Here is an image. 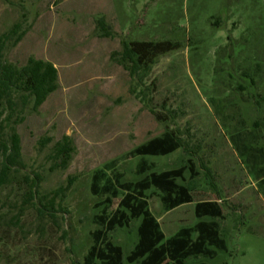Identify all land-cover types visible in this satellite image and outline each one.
<instances>
[{
	"label": "rangeland",
	"instance_id": "1",
	"mask_svg": "<svg viewBox=\"0 0 264 264\" xmlns=\"http://www.w3.org/2000/svg\"><path fill=\"white\" fill-rule=\"evenodd\" d=\"M17 22L25 34L5 60L52 63L58 88L15 125L21 166L0 188V264H81L97 228L93 172L117 160L123 180H135L139 158L128 153L165 130L185 148L147 161L173 169L193 151L199 173L192 204L165 212L150 194L165 236L195 224L196 201L219 200L227 251L211 263L264 264V0H0V35ZM164 40L181 47L139 76L112 57L122 42ZM64 137L72 152L60 166L54 148ZM243 146L256 151L240 155ZM136 226L109 233L125 255Z\"/></svg>",
	"mask_w": 264,
	"mask_h": 264
},
{
	"label": "trees",
	"instance_id": "2",
	"mask_svg": "<svg viewBox=\"0 0 264 264\" xmlns=\"http://www.w3.org/2000/svg\"><path fill=\"white\" fill-rule=\"evenodd\" d=\"M101 35L109 36L107 26L98 20ZM21 22L0 35V188L11 180V175L21 166L20 137L15 125L23 121L25 113L38 111L48 96L58 88V73L48 61L28 57L23 65L5 60L6 49L15 46L25 32ZM179 42L131 41L122 42L121 52H115V61L134 76L146 73L161 55L178 50ZM242 134L231 136L239 150L237 141ZM50 140H44L43 145ZM182 138L173 130H165L137 145L128 154L138 157L133 181H124L115 171L117 160H112L96 169L91 177V192L98 198L94 204L98 213L97 228L92 233V244L83 256L81 264H216L211 263L220 252L227 251V242L222 234L219 220L223 219L222 207L216 201L203 200L194 205L197 220L192 226H183L166 237L157 218L149 208L150 194H156L165 212L194 202V179L199 175L190 151L181 166L157 171L148 157L168 156L183 149ZM240 155L249 150L243 146ZM54 158L64 166L70 158L72 147L67 137L55 144ZM263 152V151H262ZM260 152L261 154H263ZM192 154V155H191ZM264 156V154H263ZM252 159L254 155L250 156ZM189 173V180L184 177ZM258 176L264 185V175ZM37 182L30 180L28 201L36 199ZM118 199L115 209L113 201ZM137 222V240L128 254L109 239V233L129 227Z\"/></svg>",
	"mask_w": 264,
	"mask_h": 264
},
{
	"label": "crops",
	"instance_id": "3",
	"mask_svg": "<svg viewBox=\"0 0 264 264\" xmlns=\"http://www.w3.org/2000/svg\"><path fill=\"white\" fill-rule=\"evenodd\" d=\"M193 192H194V191H193ZM193 198H194V197H193ZM194 201H195V200H194ZM200 201H203V200H200ZM200 201H196V202H200ZM211 201H216V202L218 203L219 200H218V201H217V200H211ZM196 202H195V203H196ZM193 203H194V202H193ZM189 204H192V203H189ZM218 204H219V203H218ZM185 205H187V204H185ZM194 205H195V204H194ZM181 206H184V205H181ZM181 206H179V207H181ZM179 207H177V208H179ZM177 208H176V209H177ZM173 210H174V209H173ZM222 213H223V209H222ZM193 214H194V209H193ZM222 215H223V214H222ZM194 217H195V216H194ZM219 225H220V224H219ZM220 228H221V227H220Z\"/></svg>",
	"mask_w": 264,
	"mask_h": 264
}]
</instances>
